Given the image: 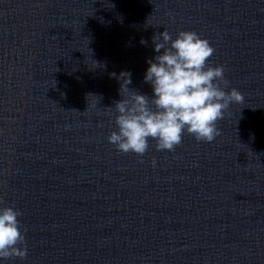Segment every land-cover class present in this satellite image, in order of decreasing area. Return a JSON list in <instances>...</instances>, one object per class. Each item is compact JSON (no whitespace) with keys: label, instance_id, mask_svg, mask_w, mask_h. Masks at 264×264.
I'll use <instances>...</instances> for the list:
<instances>
[{"label":"clouds","instance_id":"obj_1","mask_svg":"<svg viewBox=\"0 0 264 264\" xmlns=\"http://www.w3.org/2000/svg\"><path fill=\"white\" fill-rule=\"evenodd\" d=\"M153 44L157 55L147 61L144 76L153 95L130 89L131 74L121 73L122 99L114 106L117 130L108 136L109 143L122 153L142 157L150 139L157 151H174L185 131L197 141L213 142L221 134L217 122L231 103H243V94L236 88L224 90L228 86L224 66L208 64L215 49L195 31H180L172 39L164 30L153 36ZM20 216L14 206L0 209V260L27 257Z\"/></svg>","mask_w":264,"mask_h":264}]
</instances>
